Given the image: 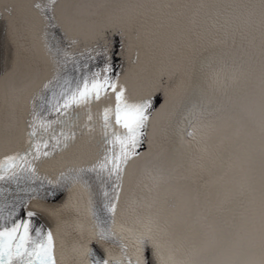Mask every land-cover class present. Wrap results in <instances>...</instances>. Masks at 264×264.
I'll return each mask as SVG.
<instances>
[{
	"label": "snow or ice",
	"instance_id": "1",
	"mask_svg": "<svg viewBox=\"0 0 264 264\" xmlns=\"http://www.w3.org/2000/svg\"><path fill=\"white\" fill-rule=\"evenodd\" d=\"M60 2L33 0L36 19L23 24L14 7L0 9L16 46L11 69L0 75V104L7 98L10 119L18 106L27 110L23 147L0 155V264H264V0H151L154 7L143 12L113 13L91 46L74 34L73 18L58 15ZM139 17L157 27L164 26L162 17L178 29L184 26V35L194 36L195 42L187 39L177 48L179 70L162 69L137 98L130 72L115 67L107 33L121 38L123 61L138 65L144 27ZM238 38L253 60L259 56V92L258 98L248 97L249 117L217 122L201 111L179 137L189 161L183 179L204 181L217 172L218 179L234 177L235 189L193 217L187 205L168 197L173 188L162 169L145 170L152 181L144 201L149 211L129 223L121 197L130 170L158 146L154 122L172 120L195 89L198 71H207L213 90L222 86L224 65L214 66L212 50L234 45ZM30 53L40 54L50 67L35 88L16 79ZM158 95L163 97L159 104ZM105 100L111 103L94 112ZM97 125L101 151L95 159L61 167L54 176L42 168L62 158L78 139L92 137ZM3 132L0 126V152ZM145 144L146 153L141 151ZM63 192L61 203H45ZM237 198L242 199L239 224L229 207ZM41 213L53 223H37ZM69 237H74L71 243Z\"/></svg>",
	"mask_w": 264,
	"mask_h": 264
},
{
	"label": "bare ground",
	"instance_id": "2",
	"mask_svg": "<svg viewBox=\"0 0 264 264\" xmlns=\"http://www.w3.org/2000/svg\"><path fill=\"white\" fill-rule=\"evenodd\" d=\"M33 0H15L14 7L16 12L21 6L25 8V15H34L32 9ZM163 7V5H160ZM154 5L151 0H61L58 8V15L63 17H71L75 20V26L73 28L74 34L81 35L82 39H85V43L89 46L96 43L98 37L96 31L108 26L109 20L112 14L120 9H137L139 12H143L145 9L152 8ZM139 20L144 23L142 28L141 39L138 42L141 49V60L138 65L129 66L123 61L121 52V38L119 36H113L111 32L107 33L109 38L113 41V60L117 71L123 69L129 71V85L133 90L134 97H141L146 92V86L152 82L159 72L163 70H179L181 66V56L177 52L178 47H182L187 39H191L195 42V37H186L185 27L177 28L175 25L169 24L163 17L161 22L163 27H157L156 23L147 17H139ZM115 23L124 26V21H114ZM139 27V23L136 24ZM5 25H0V33L3 32ZM1 45V52L4 62L7 64V72L11 69L13 62L16 59V46L12 42V38L9 34L8 26L5 29ZM57 35H60L57 31ZM103 42V41H101ZM84 45L82 44L81 47ZM219 50H217V54ZM184 54L188 55L187 49H184ZM2 59V61H3ZM202 59V58H201ZM1 61V62H2ZM215 56L214 66L219 67L220 63L217 62ZM41 57L38 53L28 54L24 59V69L17 74L16 79L26 84L31 83V87L35 88L41 80L49 74V66L44 62L42 70H38L35 67L36 64L41 63ZM227 70H223L222 78L225 79V83L218 89L213 90L210 87V82L207 79V71H198L195 79L196 87L190 91L183 103L176 110L175 116L170 122L161 124L159 118L156 122V138L158 146L156 150L151 154L154 158L157 157V161L154 165H157L163 169L165 175L170 177V182L173 191L168 193L170 199L178 200L182 205H187L193 214V217L197 213H204L206 205L208 203L216 204L217 201L224 197L225 194L232 192L236 185L233 183L234 177L229 176L224 179H218L219 173L213 172L211 175L205 177L204 181L193 182L191 179H184L185 181H178L181 179L179 176L180 171L182 176L186 174V168L188 165V157L186 156V150L180 143V133H177L170 127L179 119L181 110L189 105L196 97H198L204 104L205 114L204 117L208 120L217 122H223L228 120L233 115H239L241 118H248V97L250 94L258 95L257 84L252 83L249 87L240 89L235 87L230 80ZM36 77V79L34 78ZM162 95H158L157 103H162ZM5 103L8 105L7 98ZM111 100H105L101 105H96L93 111H97L105 104H110ZM22 107V111H17L20 117V122L12 130L9 135L11 138L19 140L22 137L23 119L25 116V107ZM83 119V118H82ZM233 128L237 127L235 121H231ZM186 124L183 123L182 127ZM98 127V125H97ZM8 136L3 134L2 138ZM86 145H83L81 140L76 145V148L71 153V159L74 163L91 161L95 159L97 154L101 151V139L93 141L92 137H82ZM18 143H13L16 146ZM142 152H147L148 147L145 144L141 148ZM153 169V164L150 161L145 165V161L141 160L136 163L130 170V187L144 189L147 185L152 184V181L146 175L145 170ZM208 181H215L214 183H207ZM93 186L95 189L99 187L95 179L93 178ZM155 191V190H154ZM139 194V192H138ZM139 197L142 196L139 194ZM164 194H160V198L163 199ZM232 209V215L236 216V222L241 223L240 213L242 211V199L237 198L229 205ZM134 206H128L127 211L134 210ZM148 210L142 211L140 214H144ZM217 222L221 219L219 214H213Z\"/></svg>",
	"mask_w": 264,
	"mask_h": 264
}]
</instances>
